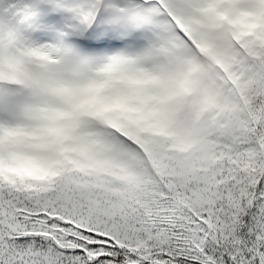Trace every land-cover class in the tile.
<instances>
[{
    "label": "snow or ice",
    "instance_id": "1",
    "mask_svg": "<svg viewBox=\"0 0 264 264\" xmlns=\"http://www.w3.org/2000/svg\"><path fill=\"white\" fill-rule=\"evenodd\" d=\"M0 264H264V0H0Z\"/></svg>",
    "mask_w": 264,
    "mask_h": 264
}]
</instances>
